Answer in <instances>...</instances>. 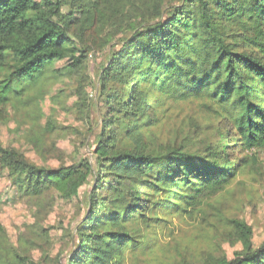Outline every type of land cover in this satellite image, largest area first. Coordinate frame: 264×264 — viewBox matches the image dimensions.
I'll return each mask as SVG.
<instances>
[{"label":"trees","instance_id":"1","mask_svg":"<svg viewBox=\"0 0 264 264\" xmlns=\"http://www.w3.org/2000/svg\"><path fill=\"white\" fill-rule=\"evenodd\" d=\"M109 24L87 103L85 39ZM66 78L76 96L67 108L87 135L83 153L53 167L68 128L51 117L63 92L53 87ZM2 109L21 118L34 158L0 140V169L15 170V191L34 208L16 243L0 224V264H41L30 252L51 239L46 196L79 197L57 264H139L168 251L157 233L173 217L201 213L243 172L264 174V0H0ZM221 219L243 251L214 264H264L245 220Z\"/></svg>","mask_w":264,"mask_h":264},{"label":"rangeland","instance_id":"2","mask_svg":"<svg viewBox=\"0 0 264 264\" xmlns=\"http://www.w3.org/2000/svg\"><path fill=\"white\" fill-rule=\"evenodd\" d=\"M106 28L85 39V43L90 45V52L85 63L86 75L89 77L88 82H91L85 86L87 103L92 101L89 95L96 80L95 65L102 59V54L105 51L103 39L109 33L108 29H112L110 24ZM92 56L95 59H92ZM61 80L53 87V89L61 88L63 92L59 96L58 105H56V110L51 117L68 128L59 135V150L47 161V164L53 167L58 166L60 162L66 161L68 163L71 157L75 155L76 148H79L80 152L83 153L81 142L83 143L87 135L85 120L74 109L69 110L67 108L71 107L73 101L76 100L74 95L75 81H70L67 78L63 82ZM45 89L41 107L44 112L50 113L52 91L49 85ZM19 119L21 118L17 114L7 112L5 109L0 110V140L4 144L21 148L27 156L34 158L31 149L26 146L16 132ZM256 156L264 171V148L258 150ZM14 175L15 170L12 168L0 169V224L5 227L10 240L16 243L18 235L24 233V228L29 227L33 221L34 206L31 200L19 197L16 193L12 183ZM84 190L85 186L81 187L80 195ZM78 198L65 201L57 196H46L42 199L45 202H52L51 208H45L48 213L43 223L48 226L51 239L43 245L42 251L39 249L31 250L30 253L35 262L57 264V259L61 262L64 261L63 255L69 247L68 233L80 217L76 213ZM208 203L202 206L201 213L198 211L192 218L178 219L173 217L172 225H167L168 227L164 228L163 232L158 230V238L163 242L168 241V251L163 253L158 251L151 257L142 258L139 264H214L223 254L227 259L241 257L242 241L232 234L224 222L215 221L219 215L222 219L245 220L252 230V247L256 248L264 242L263 173L251 180L250 176L243 172L223 194L213 197ZM168 229L173 231L171 240L165 237ZM58 254L61 257H55ZM262 259L264 261V255Z\"/></svg>","mask_w":264,"mask_h":264}]
</instances>
